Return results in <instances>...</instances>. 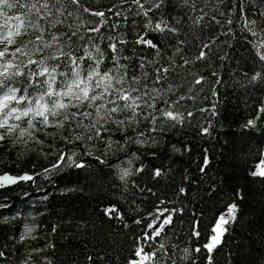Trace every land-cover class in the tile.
<instances>
[{"label": "trees", "instance_id": "1", "mask_svg": "<svg viewBox=\"0 0 264 264\" xmlns=\"http://www.w3.org/2000/svg\"><path fill=\"white\" fill-rule=\"evenodd\" d=\"M9 4L0 7V72L10 64L0 100L10 89L17 100L0 106V176L29 179L0 187V264H264V175H253L264 165V60L254 47L264 45V0ZM92 70L150 93L135 119L128 110L97 115L104 101L68 96L40 101L68 105L47 124L16 119L29 101L35 107L49 74L62 93L74 72L86 79Z\"/></svg>", "mask_w": 264, "mask_h": 264}, {"label": "snow or ice", "instance_id": "2", "mask_svg": "<svg viewBox=\"0 0 264 264\" xmlns=\"http://www.w3.org/2000/svg\"><path fill=\"white\" fill-rule=\"evenodd\" d=\"M161 2H163V0H161ZM185 2H187V0H185ZM4 6H8V7L11 6L9 4V0H0V7H4ZM158 6L159 5H157V7ZM96 15H103V13H96ZM162 23H164L165 26H167L166 21H162ZM229 23H231V21H229ZM247 23L254 25L255 21L253 20V21H250ZM154 30H158V31L162 32L165 29L162 28L160 24H157ZM169 30L170 31H176L175 29H169ZM249 31H251V29H249ZM253 35H255V33H253ZM9 42H11V41H9ZM147 43L151 45V41H147ZM151 46L155 47V45H151ZM204 47H208V46L205 45ZM254 47H257V55L260 56V59L264 60V55H261L259 52V47H264V45H260V46L254 45ZM17 51H19V49H17ZM4 55H5V52L0 51V57H2ZM204 56H205V53L203 51H201L200 56L197 57V59H202V58H204ZM73 63H75V60H73ZM97 63H99V62H97ZM8 66H10V64L5 66V70H4V72H0V76H4L5 78H10V75L7 72ZM53 71H55V69H53ZM168 71H169L168 68L156 69V72H157L156 82H159V80L161 79V77L159 75L160 72H163L166 74ZM45 73H48L47 68H44L43 71L39 74L44 75ZM11 75H15V73H12ZM256 75L259 76V73H257ZM73 76H74V79L72 80V82L70 84L66 85L68 90L61 93V92H56L52 88V83L55 81V77L52 76L51 74H49V80L45 81V83H47V85H48V88L46 91H44L38 97L34 98L35 99V107H33L32 102L29 101L28 107H26L22 111H19V114L16 116V119H20L21 117H27V116H29V114H34V115L42 117V123L47 124L48 115L56 116L58 114L57 109H67L68 108V105L60 102V100H53L51 103V107H49V105L47 103L41 104L40 101H44L45 96H48V97L68 96L70 98H74L77 101V103H79V104H83L84 101H88L90 105L95 103V101H97V100H101V101H104V103H101L100 105H98L96 107L97 115H99L101 109L105 110V117H107V118H111L112 113L123 112L125 110H128V111H131L133 113L132 119H135L136 109L140 107V102L142 101L143 97L150 95V93H148V92L140 93L139 89H137V88H131V87L127 88V89L123 88V80L122 79H119L116 81L118 84L121 85V87L117 88V87L113 86V84H112V81H113L112 76H110L108 73H104L103 75H101L97 70H92L87 75L86 79H82L79 72H74ZM96 77H99V78L95 79V83L93 84V80ZM255 78H256V76L253 77V79H255ZM202 79H203V77H201V80ZM133 80H136V78L134 77ZM201 80H197L196 83H200ZM3 83H4V80H0V85H2ZM97 89H100V91L97 92L96 91ZM16 91L17 90H15V89H10L7 93H5L3 100H0V106L7 107L8 102L13 101V100H17ZM151 91L155 92L157 95L160 94L158 89L153 88ZM134 92L137 94L133 95ZM105 96H110L112 98L105 101ZM24 100H25V96L19 97V101H24ZM118 101H123V105L121 106V104L118 103ZM109 104L112 105L111 108L108 107ZM144 104L147 107H154L153 105L148 104L147 101H144ZM17 111L18 110L16 108H12L11 111L8 113V115H12L13 113H16ZM70 115L73 119H75L77 114L71 113ZM80 115H83L85 117H89L92 114L89 112H83ZM161 115L168 118V119H171V120H176V121L182 120V116L180 114H174L170 110L169 111H163L162 110ZM189 115H191V113H189ZM68 119H69V115L66 114L64 116V120H68ZM154 120H155V117H153V121ZM4 123H6V121H4ZM117 123L123 124V121H117ZM249 123H251V122H249ZM63 124H64V121L61 120V121H58L57 126L63 127ZM29 125L32 126L31 121H29ZM91 126L95 127V124H93ZM0 127H3V124H0ZM9 131H11V129H9ZM205 131H207V129H205ZM96 132H97V135H99V129H97ZM23 134L24 133L21 132V135H23ZM0 139H3L2 135H0ZM77 139H80V137H77ZM76 166L82 167L83 165H76ZM54 167H56V166L54 165ZM127 174H128L127 172L124 173V175H127ZM156 174L159 175V172H157ZM257 174L264 175V171H262L260 173H253V175H257ZM121 178H123V177H121ZM22 179H29V177H22ZM0 180L12 181L13 178L4 176V177H0ZM113 210L114 209H107L106 212L110 213ZM234 212H235V205H232L229 209V213H234ZM232 218L234 219V215L232 216ZM169 222H170V217L167 220H165V223H169ZM221 222L227 223V221L224 220L223 216L220 218V221L217 224V228L221 227ZM150 227H151V225H150ZM161 227H163V225ZM213 231L215 232L216 229H214ZM155 235H159V230H157L155 232ZM217 243H219L218 237L216 235H214L211 238L210 243L208 245H205V247L208 249L209 252H211V250L215 247V245ZM197 251H198V249H197ZM142 252H143V249L142 248L139 249L136 253L137 256H140ZM141 259L143 261V260L149 259V257L147 255H145ZM130 264H138V262L132 261V262H130Z\"/></svg>", "mask_w": 264, "mask_h": 264}, {"label": "water", "instance_id": "3", "mask_svg": "<svg viewBox=\"0 0 264 264\" xmlns=\"http://www.w3.org/2000/svg\"><path fill=\"white\" fill-rule=\"evenodd\" d=\"M4 176L11 177V178H13V180L12 181H3V180H0V187H6V186L14 185L17 182L24 180V179H22V177H28L27 174L20 175V176H16V175H12V174H5V175H2L0 177H4Z\"/></svg>", "mask_w": 264, "mask_h": 264}, {"label": "rangeland", "instance_id": "4", "mask_svg": "<svg viewBox=\"0 0 264 264\" xmlns=\"http://www.w3.org/2000/svg\"><path fill=\"white\" fill-rule=\"evenodd\" d=\"M259 170L262 172L264 171V165L259 167ZM223 229L222 226L220 228H217V237L220 238V236L222 235Z\"/></svg>", "mask_w": 264, "mask_h": 264}]
</instances>
